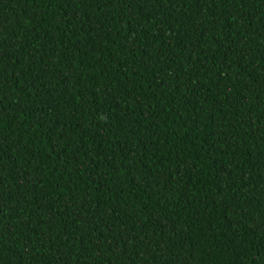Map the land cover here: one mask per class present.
Listing matches in <instances>:
<instances>
[{"label": "trees", "instance_id": "obj_1", "mask_svg": "<svg viewBox=\"0 0 264 264\" xmlns=\"http://www.w3.org/2000/svg\"><path fill=\"white\" fill-rule=\"evenodd\" d=\"M0 264H264V0H0Z\"/></svg>", "mask_w": 264, "mask_h": 264}]
</instances>
